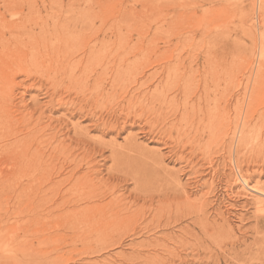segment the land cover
Listing matches in <instances>:
<instances>
[{"label":"rangeland","instance_id":"1","mask_svg":"<svg viewBox=\"0 0 264 264\" xmlns=\"http://www.w3.org/2000/svg\"><path fill=\"white\" fill-rule=\"evenodd\" d=\"M160 7L168 15L164 22L174 23L168 35L173 45L164 56L174 66L173 86L166 105L162 86L159 101L148 98L146 109L157 110L158 126L144 134L138 70L144 52L151 62L162 56L156 49ZM256 12L263 36L254 74ZM96 38L120 40L121 48L90 57L85 47ZM148 69L154 90L164 74L157 64ZM0 77V264H179L192 254L189 260L199 264L228 252L243 235L247 242L240 251L251 250L248 264H264V210L237 185L232 167L242 125L238 165L250 186L264 191V0H0ZM62 104L65 109L56 112ZM208 118L216 120L214 129L200 136L211 125ZM50 119L61 126L66 121L71 138L77 134L90 144L88 155L82 149L74 153L76 165L67 156L57 161L60 153L47 139L24 138L30 126H46ZM100 119L114 128L98 127ZM72 124L80 125L75 130ZM65 133L60 136L67 146ZM17 139L22 146L6 150ZM18 156L27 160L16 163ZM152 156L161 157L164 173ZM72 174L85 177L96 195L109 178L117 179L114 195L97 198L103 206L111 202L138 211L144 192L204 204L210 217L225 220L219 227L226 235L213 243L197 226L198 238L188 240L186 249L170 242L172 229L153 232L137 222L67 230L65 220L49 210L80 194L64 196ZM40 190L45 197L24 196ZM161 240L164 247L156 248Z\"/></svg>","mask_w":264,"mask_h":264},{"label":"bare ground","instance_id":"2","mask_svg":"<svg viewBox=\"0 0 264 264\" xmlns=\"http://www.w3.org/2000/svg\"><path fill=\"white\" fill-rule=\"evenodd\" d=\"M162 7L158 10V22L156 25V40H157V48L158 51H161L162 56H158L157 59L154 62H151V54L148 52H144L143 59L141 61V65L138 70V76L140 77L141 83V99L143 103L142 108V126H141V133L147 134V129L150 130V133L154 134L156 131V127L158 126V118L157 116V110H154V112L151 114V112L146 109L148 107L149 97L152 101H159L157 91L158 88L164 90L163 97L161 98V102H165V105L167 102H169V96L167 94L168 91H170V86H173L172 82V76L174 73V66H172L170 61L164 62L165 58L164 56L168 53V50L171 49L172 43V37H168L170 33L173 32L174 23L172 21L170 22H164V18H168V15L163 14ZM254 22L257 27V33H258V54L256 56V68L254 71V74H256V69L259 66L260 60L262 58V30L260 27V16L259 13L256 12L254 15ZM23 38V37H22ZM166 40V41H165ZM120 40H116L114 42L107 41L106 39L100 40L99 38H96L92 43L89 44V46L85 47V49H88V53L90 57L101 54L103 50H107L111 46H114V48H121ZM144 47V46H143ZM162 50H165L163 53ZM46 52H49L47 50ZM41 54V53H40ZM25 61V60H24ZM123 63V58L120 59V66ZM158 65L160 69L162 70V73L164 74V78L159 81L158 86H155L154 90L150 89V86H148V80L150 77L153 76V74H147L146 71H149V67H152L153 65ZM115 65V64H114ZM102 67L105 66L103 63L101 65ZM158 70L154 72V74H158ZM23 71V70H22ZM120 71V70H119ZM172 72V73H171ZM2 77H0V80ZM166 81L165 83H163ZM167 88V89H165ZM167 100V101H166ZM52 103V102H51ZM64 104L60 105V108L55 110L56 112L62 111L65 108H63ZM26 109V107H25ZM110 111V110H109ZM108 111V112H109ZM215 111V109H213ZM32 114L29 115L30 120H33L34 118V112H31ZM116 115V114H115ZM152 116H154V121H152ZM244 117V116H243ZM113 119L118 120V118L113 117ZM195 117L193 115V123ZM211 125H207L203 128L202 133H200V136H203L205 133V129L209 130L210 132L214 129V124H216V120L214 121L211 118H208ZM243 119V118H242ZM102 121H99L100 123H97L96 125L98 127H101L103 129H110L112 130L114 127L109 126V122L105 121L104 119H100ZM242 121V120H241ZM31 122V121H30ZM27 123L25 127H29L32 125L31 123ZM202 122H204L202 120ZM191 123L189 126L192 127ZM243 123V122H242ZM39 122L36 123L33 127L30 126L28 129V133L24 135V138L27 140L30 137L38 136L37 138L41 139V143H45V139H47L46 143L48 146L55 147L53 150L57 153H60V156H57V161L60 160L61 156H67V160H71L69 163L70 165H76L75 163L78 161V157H74V153L76 151L85 150L86 154L88 155L89 152H91V149L88 147L90 144L85 140L83 136H79L76 134L75 138H71L70 135L72 133V129H69L70 124L64 121V124L61 126L60 124L56 123V121L50 119L47 121L46 126L39 127ZM78 125L72 126L75 128L78 127ZM66 130L65 136L68 138L67 141H70V143L65 146L64 139L61 140L60 136L62 134V131ZM242 135V125L239 128L237 138L235 141V147H234V158L232 159V167L236 174V182L237 185L240 186L242 191L248 193L253 197V199L256 202V205L258 206L259 212L261 210H264V191L258 188H254L250 186L248 180L243 175L242 171L239 168L238 161L236 158V151L239 145V141ZM49 136V137H48ZM87 138V137H86ZM21 140L23 139H17L13 143H6L5 148L6 150L15 151L19 149L21 145ZM50 149V148H49ZM100 153V152H99ZM102 153V152H101ZM116 152H114V156L112 157L113 160L116 157ZM55 156V157H56ZM161 157L152 156V163L153 166L158 168L159 171L164 173L163 169L161 168ZM84 159V158H83ZM27 160V157L18 156L15 158V162H24ZM56 160V159H55ZM37 168H40L36 165ZM71 168V167H70ZM112 170H109V174ZM58 178V177H57ZM119 178V177H118ZM29 182L33 181L34 178H29ZM66 180V181H65ZM65 182H70V190L68 191L67 195L64 196H74V192H80V194L75 198H71L68 201L65 200V198H62L59 202L57 201L54 203V205L51 207V210H49V214H53V218H56L58 220H65L63 223L67 224L65 227L67 230L70 231H78V230H84L92 225L97 224L98 222H106V226H109L110 228L118 229L120 225L123 223L125 225L127 222H137L140 224V228L144 227L145 230H152L160 232V230H170L172 229V234L174 236L171 237V241L173 245L177 246H184L186 249L190 248L191 244L188 242V240H191L192 237L198 238V234L195 232V229L197 226L200 228L202 233L205 236H212L211 240L213 239V243L217 240H221L223 237H225L226 232L222 230V228L219 227V222H225L224 219H221L218 215H215L210 217L209 212H207L208 208L204 204H197L194 202H189V200H185L182 197H171V196H164L163 199L160 197H154L153 192H144L143 198L141 199L144 203L142 207L139 208V210H134L131 212V209H128L127 207L123 208V206H120L118 204L109 203L107 205L101 204V202H98L97 198L103 197V194L107 195H114L116 190V178H109L106 183L103 184V186H100L101 188V194L96 195L97 189L93 187L92 185L88 184L85 177H77V174H72V176L66 178ZM121 181V180H120ZM119 181V182H120ZM105 182V181H104ZM34 186H36L34 184ZM93 187L94 189H91ZM259 187V186H258ZM103 188V189H102ZM171 188V187H170ZM239 188V189H240ZM54 190V189H53ZM89 190V191H88ZM57 193V192H56ZM40 194H43V192L40 190L37 193L31 192L28 195L25 193L24 196L26 198H29L31 200L37 198V197H45V195L40 196ZM96 195V196H94ZM83 196H87V198H84ZM235 196V195H234ZM21 197V195L19 196ZM97 199V204L92 202V200ZM187 198V197H186ZM64 199V200H63ZM249 199V198H248ZM157 203V205H156ZM94 204V205H93ZM101 204V205H100ZM111 204V205H110ZM215 207V206H214ZM35 208V207H34ZM257 209V208H256ZM27 212H25L26 214ZM258 213V212H257ZM37 212L35 211L33 214H27L29 217L36 216ZM135 214L134 216H131ZM260 214V213H259ZM262 214V213H261ZM123 215V220L121 221V216ZM33 217V218H34ZM61 222V221H60ZM260 220H258L257 223H259ZM179 225H183L182 228H178ZM143 228V229H144ZM179 230H178V229ZM195 228V229H194ZM64 229V228H63ZM108 229V228H107ZM154 229V230H153ZM177 229V231H176ZM214 232H211L214 230ZM157 233V232H156ZM169 242V244H171ZM247 237L243 235L242 237H238L235 240H233L232 248L228 252H224L221 256H216L213 259L208 260V262H201L199 264H248L252 260V254L250 253L251 250L247 247L246 250L240 251V249L244 246H246ZM164 243L161 241H156L155 247H164ZM193 256V254L191 255ZM190 255H186L185 257H180L178 259L179 264H196V261L191 262L189 258ZM172 257V255L170 256ZM167 259V258H166ZM173 259V257H172ZM177 262V261H176Z\"/></svg>","mask_w":264,"mask_h":264}]
</instances>
